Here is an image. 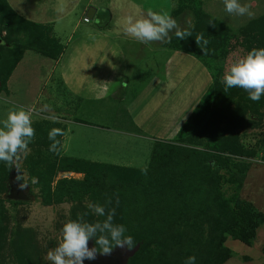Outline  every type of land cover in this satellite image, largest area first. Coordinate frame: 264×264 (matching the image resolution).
Masks as SVG:
<instances>
[{"label":"rangeland","instance_id":"1","mask_svg":"<svg viewBox=\"0 0 264 264\" xmlns=\"http://www.w3.org/2000/svg\"><path fill=\"white\" fill-rule=\"evenodd\" d=\"M170 1L168 13L182 26L192 16L194 28L186 39L171 33L169 43L156 42L163 49L155 61L157 73L167 50H184L210 69L216 87L173 139L155 143L144 174L143 168L106 167L49 151V131L63 132L66 119L89 124L105 114L115 127L134 130L122 108L110 114L105 106L97 110L57 82L45 84L40 100L27 99L24 86L32 82L24 85L30 74L20 75L22 69L30 67L31 56L51 59L59 41L51 26L19 17L0 0V86L6 77L7 88L13 66L26 59L10 79L9 101H0V121L10 109L22 107L33 112L35 129L30 151L11 164L0 162V264H51L46 254L60 242L69 219L85 213L88 222L106 218L92 213L88 202L114 209L113 222L133 236L137 250L126 264H185L193 255L196 264H254L255 252L245 246L264 253V95L253 102L242 88L226 89L222 82L234 63L253 48H264V0H255L254 8L247 4L251 18L229 15L220 2L212 4L209 15L201 0ZM201 34L208 41L207 54L196 43ZM136 70L138 81L118 99L128 101L151 77L141 67ZM13 170L30 202L6 199Z\"/></svg>","mask_w":264,"mask_h":264},{"label":"crops","instance_id":"2","mask_svg":"<svg viewBox=\"0 0 264 264\" xmlns=\"http://www.w3.org/2000/svg\"><path fill=\"white\" fill-rule=\"evenodd\" d=\"M5 1L19 17L38 25L51 26L63 46V53L57 60L30 57L27 62L30 67L22 69L20 74H30L24 83L32 82L30 87L24 86L27 99L40 100V91L45 84L57 82L71 97L97 110L105 106L110 114L122 108L135 131L117 128L105 114L100 119L99 113L97 118L100 120L89 124L63 120L59 146V156L63 159L145 168L149 165L155 143L169 141L177 135L212 85L211 71L194 56L178 50H167L157 73L155 61L161 57L163 49L158 48L156 42L141 43L124 32L128 17L139 19L149 10L168 12L173 1ZM218 2L224 5V0L200 1L209 15V11L213 13L212 4ZM255 2L240 0V3L253 8L251 4ZM83 18L89 22H83ZM103 19L105 21L100 25ZM25 60L14 67L11 78ZM137 67L151 73V77L128 101L118 99L116 95L126 93L138 81L140 71L136 70ZM40 73L45 77L42 78ZM10 79L7 82L8 93L1 96L0 101H9L13 93ZM45 95L49 96L48 93ZM245 247L252 250L249 252H255L251 262L264 264L261 249Z\"/></svg>","mask_w":264,"mask_h":264},{"label":"clouds","instance_id":"3","mask_svg":"<svg viewBox=\"0 0 264 264\" xmlns=\"http://www.w3.org/2000/svg\"><path fill=\"white\" fill-rule=\"evenodd\" d=\"M225 10L229 15L248 16L254 13L250 7L241 4L240 0H224ZM194 18L188 16L182 26L177 19L168 12H156L149 10L139 19L128 17L124 32L134 37L141 43L161 42L169 43L171 33L179 40L192 36ZM197 45L207 54L208 43L203 34L197 36ZM222 82L225 88L239 87L248 93V98L253 102H259L264 95V48H253L247 55L234 63L227 71ZM48 108L47 105L44 106ZM33 112L30 109H10L7 119L0 121V162L11 164L20 153L30 151L29 144L35 137V129L32 126ZM56 122V117H52ZM58 135H63L61 129L53 128L48 137L52 143L49 151L59 154L60 141ZM147 174V167L142 169ZM87 208L98 217L105 219L88 222L84 219L87 213L78 215L77 219H69L61 230V239L58 245L48 250L45 259L51 264H84L85 260H95L97 255L108 256L117 247L129 250L135 247L134 238L126 235L127 229L123 224H115L113 217L115 210L106 211V204L88 202ZM95 240V246L89 247V241ZM185 264H196V257L189 256Z\"/></svg>","mask_w":264,"mask_h":264},{"label":"water","instance_id":"4","mask_svg":"<svg viewBox=\"0 0 264 264\" xmlns=\"http://www.w3.org/2000/svg\"><path fill=\"white\" fill-rule=\"evenodd\" d=\"M89 12V11H88ZM3 41L0 38V46ZM6 199L17 202H30L32 200L31 195L28 193L27 188L24 184L19 183L18 173L13 170L10 174L7 182V193ZM89 247H93L91 241H89ZM137 248L128 250L125 248H115L111 255H97L95 260H85L84 264H126L127 260L134 255Z\"/></svg>","mask_w":264,"mask_h":264},{"label":"trees","instance_id":"5","mask_svg":"<svg viewBox=\"0 0 264 264\" xmlns=\"http://www.w3.org/2000/svg\"><path fill=\"white\" fill-rule=\"evenodd\" d=\"M5 1V0H4ZM5 3H6V1H5ZM8 5V4H7ZM9 7V6H8ZM10 8V7H9ZM264 19V18H263ZM244 32V31H243ZM249 33V30H247L246 31V34H248ZM259 33V32H258ZM243 36H245V34L243 35ZM60 47V49H59V51L54 55V56H48V57H50L51 59H53V60H57L59 57H60V55L63 53V46L62 45H60V44H58ZM178 51H182V52H185V53H188V54H190L189 52H186V51H184V50H178ZM190 55H192V54H190ZM192 56H194V55H192ZM195 57V56H194ZM196 58V57H195ZM198 59V58H197ZM199 60V59H198ZM19 60H17V62H18ZM200 61V60H199ZM15 62V61H14ZM204 66H206L202 61H200ZM15 65V64H14ZM13 67H15V66H13ZM207 67V66H206ZM208 68V67H207ZM14 69V68H13ZM209 69V68H208ZM210 70V69H209ZM211 75H212V73H211ZM212 78H213V76H212ZM7 78L6 77H4L3 78V84L0 86V93H2V92H6L7 91V88H6V80ZM214 87H216V84L214 83V82H212V85L210 86V88L208 89V91L205 93V95L202 97V99H201V101L199 102V104H198V106L196 107V109L204 102V101H206L207 100V98H208V96L210 95V93H211V91H212V89H214ZM195 109V110H196ZM194 110V111H195ZM194 113V112H193ZM192 113V114H193ZM192 116V115H191ZM190 116V117H191ZM190 119V118H189ZM188 119V120H189ZM187 120V121H188ZM187 123V122H186ZM185 123V124H186ZM184 124V125H185ZM183 125V126H184ZM183 126H182V128H183ZM181 128V129H182ZM180 129V130H181ZM72 160V159H71ZM77 161H79V160H77ZM97 164V163H96ZM106 167H118V166H111V165H105ZM118 168H120V167H118Z\"/></svg>","mask_w":264,"mask_h":264},{"label":"built area","instance_id":"6","mask_svg":"<svg viewBox=\"0 0 264 264\" xmlns=\"http://www.w3.org/2000/svg\"><path fill=\"white\" fill-rule=\"evenodd\" d=\"M83 22L88 23L89 22V19L83 18Z\"/></svg>","mask_w":264,"mask_h":264}]
</instances>
